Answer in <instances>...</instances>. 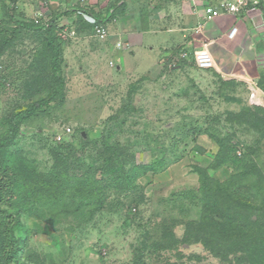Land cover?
Instances as JSON below:
<instances>
[{"label": "rangeland", "instance_id": "rangeland-1", "mask_svg": "<svg viewBox=\"0 0 264 264\" xmlns=\"http://www.w3.org/2000/svg\"><path fill=\"white\" fill-rule=\"evenodd\" d=\"M115 1L0 0V41L11 36L0 51V118L48 96L47 88L36 89L49 74L46 33L24 31L17 21L44 23L55 18L63 48L59 72L65 81V98L61 105L51 101L21 126L18 146L26 157L48 169L53 163L50 148L65 141L76 146L77 160L99 167L112 148L123 152L127 164L150 163L165 152L173 160L163 171L140 176L136 194L108 190L112 206L101 211L62 193L63 200L41 215L25 213L22 220L28 232L20 254L22 264H264V256L251 257L234 241L223 245L212 239L210 227L197 234L188 224L200 221L208 211L196 168L207 169L221 182L242 170L236 161L210 167L219 149L213 136L232 138L264 175V120L230 115L247 107L264 109V99L252 98L242 81L201 72L195 53L163 56L160 41L165 46L163 37L171 43L173 36L160 34L158 24H148L141 32L143 43L135 47L125 42L128 45L119 48L122 39L112 42L110 27L120 29L117 22L106 23L109 33L100 36L99 20L90 10L104 13ZM144 2L141 11L148 21L150 14L160 20V7L171 5L172 0ZM10 4L12 20L5 14ZM73 8L78 10L67 13ZM126 12L117 9L110 21L133 20ZM40 59L43 70L38 67ZM258 177L249 174L244 180L247 185L232 190L252 198L245 214L264 236L259 229V224L264 227V187L257 197L251 194L257 188L249 187L251 182L257 184ZM135 197L139 204L133 202ZM189 229L194 236H188ZM171 232L177 243L163 245Z\"/></svg>", "mask_w": 264, "mask_h": 264}, {"label": "trees", "instance_id": "trees-1", "mask_svg": "<svg viewBox=\"0 0 264 264\" xmlns=\"http://www.w3.org/2000/svg\"><path fill=\"white\" fill-rule=\"evenodd\" d=\"M11 1L12 3L16 2V0ZM121 1H115L107 8L105 21H108V17L114 16L117 9L125 10V2L118 5ZM6 7V16L11 20L15 19L10 11L12 5ZM76 10L78 9L73 8L67 13H73ZM90 11L101 23L102 15L99 12ZM79 17L82 19L83 16L79 15ZM37 20L32 23L17 22L24 31L38 30L46 33L44 37L46 47L44 49L50 54V59L46 58L45 63L49 64H47L49 74L47 79L44 77L42 80L44 82L38 83L36 89L43 91L47 88L48 96L25 106L17 107L18 110L14 108L16 111H9L0 118V264L23 263L20 254L24 250L23 246L28 232L22 220L25 213L33 212L32 214L41 215L46 207H51L63 200L62 193H69L74 198L81 200L82 206L89 205L94 211H101L109 204L108 190L117 188L120 193L132 192L136 194L141 188L138 181L140 176L150 171L154 173L163 171L173 161L165 152L160 158H156L150 163L127 164L123 152L112 148L111 153L99 167L83 164L77 160L76 146L65 141L50 148L53 163L48 169L42 168L35 159L25 156L18 146L19 132L23 123L40 115L39 111L45 105H49L51 101H57L61 105L65 98V81L59 72L63 48L61 37L56 32L58 29L55 18L44 23ZM2 29L1 33L4 31ZM10 37L4 36L1 39L0 51L8 43ZM37 63L38 67L43 70L45 63H42V59ZM230 115L244 120L245 116L246 118L253 117L254 121L262 120L263 122L264 109L258 107L253 110V108L247 107L238 113L232 112ZM206 131L210 130L207 129ZM213 139L219 149L210 167L218 168L236 161L239 165L238 168L242 170L233 173L227 181L221 182L212 178L207 169L197 167L196 169L200 173L202 199L208 211H204L200 221H190L188 224L197 234L207 232V227H210L212 232L209 236L212 239L221 240L223 245L227 241H234L237 249L244 250L246 248L245 250L249 255H252L251 257L255 255L264 256V236L256 231L258 226L253 225V222L245 214L248 203L254 201L251 197L240 196L232 190L234 186L247 185L244 180L248 179L249 174L256 173L259 175L257 184L251 182L249 187L253 185L257 190L248 191L257 197V193H262L264 187V175L258 166L250 163L246 154L243 150H239V145L232 138L216 135L213 136ZM239 151L241 155L238 154ZM78 169H81L82 172L79 173ZM238 180H242L243 183L238 182ZM128 195L130 198L132 197L131 194ZM133 202L139 204L136 197L133 198ZM111 203L110 206H112ZM77 206L80 207V202L77 203ZM204 221H207V224H203ZM248 225H251L252 228ZM259 229L263 231V225L259 224ZM189 230L188 236H194L195 234H192L191 229ZM196 237L198 240L201 236ZM168 239L169 241L166 240L163 245H173L178 241L173 232ZM205 241L203 240V243ZM205 244L208 242L206 241ZM212 249L217 250L216 247H212ZM252 260L257 261L255 258Z\"/></svg>", "mask_w": 264, "mask_h": 264}, {"label": "crops", "instance_id": "crops-1", "mask_svg": "<svg viewBox=\"0 0 264 264\" xmlns=\"http://www.w3.org/2000/svg\"><path fill=\"white\" fill-rule=\"evenodd\" d=\"M220 1L222 0H172L168 7H160V20L151 14L149 20H145L141 11L144 0L119 2L118 5L125 2V9L130 12L124 14L128 13L133 17V20L128 17V21L122 24L119 19L110 21L108 17V21L104 20L107 8L104 13L99 11V14L102 15L101 22L104 25L110 23L112 26L114 22H117L115 25L119 24L120 29L118 26H113L114 29L110 27V38L114 44L122 39L131 43L132 47L141 45L144 35L141 32L146 31L150 23L158 24L160 34L173 36L171 43L166 40L169 37H163L165 46L160 41L163 56L178 52L181 56L186 53L189 57V54L207 48L215 60V67L200 68L201 72L214 74L224 80L242 81L249 86L254 97L259 95L264 99V0L250 14H223L209 18L205 14L206 4L217 5ZM233 26H238L239 29L235 38L231 39L228 33ZM195 75L199 76V73Z\"/></svg>", "mask_w": 264, "mask_h": 264}, {"label": "built area", "instance_id": "built-area-1", "mask_svg": "<svg viewBox=\"0 0 264 264\" xmlns=\"http://www.w3.org/2000/svg\"><path fill=\"white\" fill-rule=\"evenodd\" d=\"M86 1V0H82ZM261 3V0H240L238 2H233L229 0H222L219 2V4H211L208 3L206 4V9H205V14L211 18V17H217L223 14H238V15H244L245 13L250 14L256 8L258 5ZM42 16L44 14H41ZM94 18H96L94 16ZM97 19V18H96ZM39 21V20H37ZM96 30L97 33L101 35H108V29L104 24H96ZM238 26H233L230 32L228 33L229 38H235V36L238 33ZM123 45H128V43L118 41L117 46L119 48L123 47ZM184 55H187L186 53ZM194 60L197 66L201 69H211L215 67V60L210 53V51L205 48V49H200L195 51L194 54ZM252 98H255L254 96ZM59 140H62V137H58ZM239 155H241V152H238Z\"/></svg>", "mask_w": 264, "mask_h": 264}]
</instances>
